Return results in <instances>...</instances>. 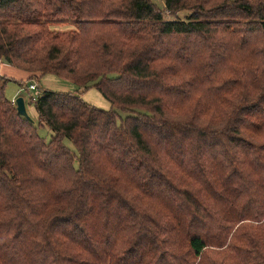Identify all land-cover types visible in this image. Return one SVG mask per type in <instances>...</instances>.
<instances>
[{"label":"trees","instance_id":"1","mask_svg":"<svg viewBox=\"0 0 264 264\" xmlns=\"http://www.w3.org/2000/svg\"><path fill=\"white\" fill-rule=\"evenodd\" d=\"M165 4L0 0V62L128 114L0 74V264H264V0Z\"/></svg>","mask_w":264,"mask_h":264},{"label":"rangeland","instance_id":"2","mask_svg":"<svg viewBox=\"0 0 264 264\" xmlns=\"http://www.w3.org/2000/svg\"><path fill=\"white\" fill-rule=\"evenodd\" d=\"M152 1L153 3L156 4V6L161 11L164 12L165 20H186L188 16L192 13L188 10H182V11L172 14V13L166 12L165 0H152ZM51 28L57 31H68V30L74 29L75 24L72 21H61V22H57L56 24H54ZM4 65L9 66V64L7 63H4ZM11 67H14V66H11ZM23 84H24L23 87L20 86V82H17L14 84L12 83L8 84L9 86L6 92V96L9 97V95L13 96L14 94H16L15 98L17 99L23 98L25 101L28 115L32 119V121L35 123L36 126H38V117H37L38 115L35 109V104L32 102V100L37 99L45 91L65 92V93L77 92L81 95V97L83 98L85 102L97 107L98 109H101L107 112L111 110H115L116 112L119 113V117L121 119H125L128 116L127 113L121 112L117 110L116 108L112 107V104L94 87L84 90L83 88L78 87L74 83L58 78L54 75H46L43 78H41L38 82L36 80L29 81V82L23 81ZM31 85H35L37 89L31 90L30 89ZM38 133L47 142L51 140V133L47 128L38 127ZM64 144L69 149L77 153L75 147L73 146L70 140L66 139L64 141Z\"/></svg>","mask_w":264,"mask_h":264},{"label":"crops","instance_id":"3","mask_svg":"<svg viewBox=\"0 0 264 264\" xmlns=\"http://www.w3.org/2000/svg\"><path fill=\"white\" fill-rule=\"evenodd\" d=\"M0 74L5 76V77L10 78L11 82H9V84H11V83L14 84V83H17V82L23 83V81H25V82L28 81V74L26 72L21 71L19 69H16L14 67H11L10 65L9 66L4 65V63H2V62H0ZM8 86H7V89H8ZM7 89H6V92H7ZM15 96H16V94H14L13 96L9 95V97H7V96L6 97L13 104H15V102L17 100V98H15Z\"/></svg>","mask_w":264,"mask_h":264},{"label":"water","instance_id":"4","mask_svg":"<svg viewBox=\"0 0 264 264\" xmlns=\"http://www.w3.org/2000/svg\"><path fill=\"white\" fill-rule=\"evenodd\" d=\"M18 114L21 115L22 117H25L26 119L32 121V119L29 117L27 109H26V105H25V101L23 98H19L16 100L15 102Z\"/></svg>","mask_w":264,"mask_h":264},{"label":"built area","instance_id":"5","mask_svg":"<svg viewBox=\"0 0 264 264\" xmlns=\"http://www.w3.org/2000/svg\"><path fill=\"white\" fill-rule=\"evenodd\" d=\"M30 89H31V90H36V86H35V85H31V86H30Z\"/></svg>","mask_w":264,"mask_h":264}]
</instances>
